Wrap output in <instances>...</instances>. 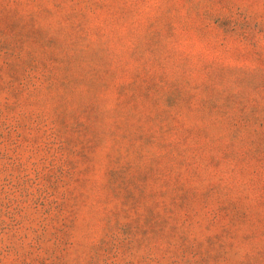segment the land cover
Segmentation results:
<instances>
[{"label":"rangeland","instance_id":"1","mask_svg":"<svg viewBox=\"0 0 264 264\" xmlns=\"http://www.w3.org/2000/svg\"><path fill=\"white\" fill-rule=\"evenodd\" d=\"M0 264H264V0H0Z\"/></svg>","mask_w":264,"mask_h":264}]
</instances>
